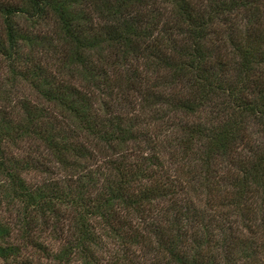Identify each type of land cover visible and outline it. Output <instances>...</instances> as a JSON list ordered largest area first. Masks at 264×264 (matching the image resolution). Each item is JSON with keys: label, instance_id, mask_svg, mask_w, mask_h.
I'll list each match as a JSON object with an SVG mask.
<instances>
[{"label": "trees", "instance_id": "1", "mask_svg": "<svg viewBox=\"0 0 264 264\" xmlns=\"http://www.w3.org/2000/svg\"><path fill=\"white\" fill-rule=\"evenodd\" d=\"M0 264H264V0H0Z\"/></svg>", "mask_w": 264, "mask_h": 264}]
</instances>
